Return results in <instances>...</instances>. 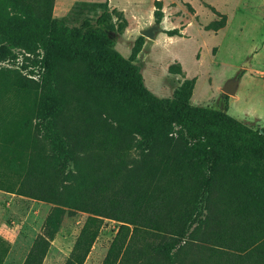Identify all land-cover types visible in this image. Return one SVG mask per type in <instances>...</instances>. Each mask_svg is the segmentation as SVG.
Wrapping results in <instances>:
<instances>
[{
	"label": "trees",
	"instance_id": "trees-1",
	"mask_svg": "<svg viewBox=\"0 0 264 264\" xmlns=\"http://www.w3.org/2000/svg\"><path fill=\"white\" fill-rule=\"evenodd\" d=\"M154 5L159 23L161 1ZM53 6L0 0V63L24 50L20 67H0V148L23 136L21 98L38 90L15 193L87 213L64 264H82L103 218L120 224L102 264H264V127L192 104L194 78L171 98L153 94L134 63L144 38L127 58L111 48V33L126 26L122 11L103 3L94 20L69 26ZM207 6L220 19L206 28H222L225 14ZM168 69L182 74L179 63ZM140 229L167 235H129Z\"/></svg>",
	"mask_w": 264,
	"mask_h": 264
},
{
	"label": "rangeland",
	"instance_id": "rangeland-1",
	"mask_svg": "<svg viewBox=\"0 0 264 264\" xmlns=\"http://www.w3.org/2000/svg\"><path fill=\"white\" fill-rule=\"evenodd\" d=\"M154 1L54 0L53 16L77 26L83 19L94 20L102 12L100 4L122 11L126 26L122 33H111V48L126 58L142 30L159 24L154 38L142 36L143 45L134 61L147 89L167 99L184 79L194 78L192 104L226 110L251 128L264 127V0H160L163 16L159 23L154 17ZM207 4L226 16L224 26L216 31L206 26L220 16ZM112 21L117 24L115 15ZM173 28L180 29L181 35L165 33ZM14 50L15 63L10 60L0 67H20L24 50ZM178 63L182 74L169 72L168 67ZM224 88H233L234 93ZM38 96V90L29 89L21 98L26 122L22 138L26 141L18 147L0 148V239L7 244L0 264H22L28 256L39 258L41 264H64L87 218L85 212H70L66 207L15 193L14 185L26 170ZM132 156L139 157L138 153ZM205 215L203 210L200 218ZM119 224L102 219L82 264H102ZM129 235L167 234L140 229ZM146 240L154 243L157 238Z\"/></svg>",
	"mask_w": 264,
	"mask_h": 264
},
{
	"label": "water",
	"instance_id": "water-1",
	"mask_svg": "<svg viewBox=\"0 0 264 264\" xmlns=\"http://www.w3.org/2000/svg\"><path fill=\"white\" fill-rule=\"evenodd\" d=\"M159 30V24H156V25H153V26H150L144 30H142V36H147V37H150V38H154L155 36V31ZM225 91H227L229 93L228 90H230L229 88H224Z\"/></svg>",
	"mask_w": 264,
	"mask_h": 264
},
{
	"label": "crops",
	"instance_id": "crops-1",
	"mask_svg": "<svg viewBox=\"0 0 264 264\" xmlns=\"http://www.w3.org/2000/svg\"><path fill=\"white\" fill-rule=\"evenodd\" d=\"M23 137V136H22ZM20 138L17 142H15L14 144H10V145H14V146H20L22 144V140L23 142H25L26 140L24 138ZM5 146V145H4ZM8 146V145H7ZM22 179V177L19 178V180L15 183L14 187H15V191H16V188L20 182V180ZM17 195V194H16ZM19 196V195H18ZM24 197V196H23Z\"/></svg>",
	"mask_w": 264,
	"mask_h": 264
},
{
	"label": "bare ground",
	"instance_id": "bare-ground-1",
	"mask_svg": "<svg viewBox=\"0 0 264 264\" xmlns=\"http://www.w3.org/2000/svg\"><path fill=\"white\" fill-rule=\"evenodd\" d=\"M228 91H229L230 94H233L234 93V89L233 88L230 89V90H228Z\"/></svg>",
	"mask_w": 264,
	"mask_h": 264
},
{
	"label": "built area",
	"instance_id": "built-area-1",
	"mask_svg": "<svg viewBox=\"0 0 264 264\" xmlns=\"http://www.w3.org/2000/svg\"><path fill=\"white\" fill-rule=\"evenodd\" d=\"M28 55V54H27ZM16 59H18V58H16ZM9 60H6V61H3V62H1V63H3V64H5L6 62H8Z\"/></svg>",
	"mask_w": 264,
	"mask_h": 264
}]
</instances>
